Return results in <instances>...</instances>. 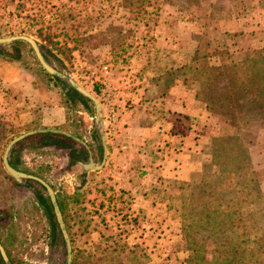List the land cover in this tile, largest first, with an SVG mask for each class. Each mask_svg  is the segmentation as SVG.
Instances as JSON below:
<instances>
[{
	"label": "rangeland",
	"instance_id": "obj_1",
	"mask_svg": "<svg viewBox=\"0 0 264 264\" xmlns=\"http://www.w3.org/2000/svg\"><path fill=\"white\" fill-rule=\"evenodd\" d=\"M14 35L34 37L63 74L50 73L27 41H13V51L0 45V235L17 264H68L67 241L39 203L48 190L31 178L14 182L3 158L15 137L49 125L40 119L65 106L71 79L113 109L129 96V133L148 129L142 137L156 140L154 148L129 134L131 157L155 154L149 130L162 122L152 131L162 135L170 123L167 146H184L199 163L172 176L137 156L128 190L114 163L84 170L65 148L40 149V136L20 141V171L51 185L54 201H67L72 260L213 264L210 240L198 247L205 261L191 258L184 226L201 217L194 194L228 163L242 177L249 164L256 169L263 199L254 210L264 226V0H0V38ZM66 109L61 129L89 138L97 110Z\"/></svg>",
	"mask_w": 264,
	"mask_h": 264
},
{
	"label": "trees",
	"instance_id": "obj_2",
	"mask_svg": "<svg viewBox=\"0 0 264 264\" xmlns=\"http://www.w3.org/2000/svg\"><path fill=\"white\" fill-rule=\"evenodd\" d=\"M15 41L21 42V40ZM54 77L59 79L57 76ZM96 88L100 91L98 86ZM64 92L66 97L64 103L67 107L84 109L96 116V108L89 105L90 102H93L91 98L75 89L74 86L64 88ZM79 101L83 106L78 105ZM95 122L96 126L92 133L95 134L96 140L103 147L101 122L97 118ZM39 136L43 142V146L39 147L40 149L44 146L66 148L69 141H75L73 137L55 132L34 134L24 140ZM20 143L18 142L10 153L11 165L19 170L21 161L16 150L21 145ZM246 158H249L247 153ZM256 178V169L253 165H248V170L242 177L237 165L228 163L227 167L218 171L214 178H211L205 186L194 194L198 200L195 209L201 217L198 220L185 223L184 226L185 238L192 252L191 258L193 260L199 262L206 260V257L199 252L198 247L203 241L210 240L213 264H264V226L261 225L255 214L256 210H254V205L263 199V195ZM12 179L14 182H18L13 177ZM39 203L45 209L47 216L50 212L53 215V219L49 221L51 228L55 230L59 228L64 234L60 215L65 227L69 228L66 199L57 197V200L54 201L51 196L40 195ZM55 216L58 218L55 219ZM12 227L13 220L9 224L2 225V228L7 232ZM10 234L9 236L12 237L13 235ZM0 242L8 255V261H6L0 252L3 263L17 264L20 262L2 235H0ZM79 256H74L72 264H92L89 256H81L83 258H79Z\"/></svg>",
	"mask_w": 264,
	"mask_h": 264
},
{
	"label": "crops",
	"instance_id": "obj_3",
	"mask_svg": "<svg viewBox=\"0 0 264 264\" xmlns=\"http://www.w3.org/2000/svg\"><path fill=\"white\" fill-rule=\"evenodd\" d=\"M113 93H114V95L111 99L112 100L116 99L115 103H117V101H118L117 99L120 98L119 96H120L121 92L114 91ZM109 97L110 96L105 97V99L109 100ZM178 102H180V101L178 100ZM127 103H129V96H127L123 100V102L118 103V106H116L115 109H113L111 106H106L103 103H100L101 104V112L103 115L102 118H103V122L105 124V131H106V134H104V132H102V141H103V146H105V148L108 149L107 157H106L105 162L103 163L104 166H103L102 170H104V168H107L108 166H111V164L114 163L116 174L119 175V178L121 180L124 178V180L121 181V184L124 185L125 188L129 190V174H132V172H133L132 168H134L133 167L134 163L131 162L130 160L131 159L133 160V158H136L137 156H139V157H137L138 159L143 158L144 161L148 162L147 165L149 166L150 170H154L157 172L161 171L163 174L167 173L168 175H172V176L173 175L176 176L175 174L183 173L186 171V169L187 170L193 169L189 173V174H191L194 170H196L198 168L199 163L196 160L195 161L192 160L193 153L191 150L189 152H186L185 147L182 146L181 148L184 150L182 152V151H179L178 149H176V146H174V147H172V145L167 146V143L169 142L168 139L171 138L170 123H168L167 127L159 129L163 132L162 135L157 136L158 131H152L153 129L157 130L159 125L160 126L162 125V122H158L157 126L151 128L149 130V132L153 133L152 137L156 136L158 138L157 148H159V149L155 150V154H151V155H146V154L144 155L143 154L142 155L140 153H137V155L131 157V151H129V140H130L129 134L132 133V137H134V135H135L136 138H138V139H135L136 141L138 140L139 142L141 141V142H144L146 144L148 143V145L153 146V147L155 146L154 142L156 140L145 139L144 137H142L144 134H146L148 132V129L140 128L141 130H139L137 133H135V132L129 133V109L126 108ZM67 108L69 109V107H67ZM81 110L86 111L84 109H81ZM66 111H67V109H66V104H65V106L61 105V106L53 107V108H51L50 112H47L45 114L43 113L45 115V117L43 116V119H40L41 123L42 122H43V124L49 123L48 126H43V127L44 128H56V129L62 130L61 127H63L65 125V123H67V120H68ZM29 112H31V111H29ZM108 112L110 114L106 118V116L108 115ZM109 117H110V119H109ZM32 121L33 120L31 117V122ZM99 121L102 122L101 120H99ZM138 125H140V124L138 123ZM131 129L135 130V129H139V128H135L133 126L132 128H130V130ZM32 130H34V129H32ZM70 135H71L70 137H75V135L73 133H70ZM109 135H111L112 137H110ZM146 135L149 136V134H146ZM67 136H69V135H67ZM175 140H177V139H175ZM180 142L182 143V141H180ZM173 144H175V143H173ZM152 165L158 166V167L155 169H151ZM136 168L137 167H135V171H136ZM135 171H134V173H135ZM182 178H185V177H182ZM121 184H120V186H121ZM137 198L140 199V197H137ZM152 203L155 204V202H153V201H152Z\"/></svg>",
	"mask_w": 264,
	"mask_h": 264
},
{
	"label": "water",
	"instance_id": "obj_4",
	"mask_svg": "<svg viewBox=\"0 0 264 264\" xmlns=\"http://www.w3.org/2000/svg\"><path fill=\"white\" fill-rule=\"evenodd\" d=\"M15 40H24V41H27L28 43H30V45L33 47L34 51L36 52L39 60L41 61L42 65L52 74H55V75H63L61 72H59L58 70H56L54 67H52L46 60H45V57L40 49V46H39V43L38 41L32 37V36H29V35H14V36H10V37H1L0 38V44H4L5 47L7 49H9L10 51H13L11 49V42L12 41H15ZM71 81V84L75 87V89H77L78 91H80L81 93H83L84 95H86L87 97L91 98L95 104H96V110L98 112V116L97 118L99 120L102 121V125H103V115H102V112H101V104L100 102L89 92L87 91L86 89H84L82 86H80L78 83H76L75 81H73L72 79L70 80ZM47 132H55V133H62V134H65V135H70L69 132L65 131V130H60V129H56V128H39V129H34V130H30V131H27L25 133H22L21 135L15 137L12 141H10V143L8 144L6 150H5V153H4V158H3V162H4V166L6 168V170L17 180H21L22 178H31V179H34V180H37L39 181L41 184H43L46 189L48 190L52 200H55V192L53 190V188L51 187V185H49L45 180L41 179L40 177L38 176H35V175H31V174H28V173H25V172H22L18 169H16L15 167H13L10 163V153H11V150L13 149V147L20 141H22L23 139L31 136V135H34V134H38V133H47ZM104 164H102L101 166H95L93 163H92V167H94V169H101L103 168ZM91 167V166H90ZM60 219H61V223H62V226H63V229H64V236H65V239L67 241V244H68V250H69V258H68V264H72V247H71V241L69 239V235L67 233V230L65 228V224L63 222V219L61 218V215H60ZM0 252L2 254V256L4 257V259L6 261H8V255H7V252L3 246V244L0 242Z\"/></svg>",
	"mask_w": 264,
	"mask_h": 264
},
{
	"label": "flooded vegetation",
	"instance_id": "obj_5",
	"mask_svg": "<svg viewBox=\"0 0 264 264\" xmlns=\"http://www.w3.org/2000/svg\"><path fill=\"white\" fill-rule=\"evenodd\" d=\"M13 41L11 42L12 45ZM2 47L4 44H0ZM93 132V131H92ZM89 135V138L75 135L74 142L69 141L65 149L69 150V160L72 165H80L84 170H93L92 163L95 166H101L107 157L108 149L102 146L95 138V134ZM101 162V164H99ZM91 166V167H90ZM96 170V169H95Z\"/></svg>",
	"mask_w": 264,
	"mask_h": 264
}]
</instances>
